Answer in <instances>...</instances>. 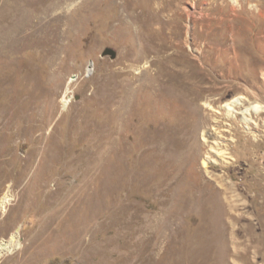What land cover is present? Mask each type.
<instances>
[{"label": "rangeland", "instance_id": "1", "mask_svg": "<svg viewBox=\"0 0 264 264\" xmlns=\"http://www.w3.org/2000/svg\"><path fill=\"white\" fill-rule=\"evenodd\" d=\"M2 3L0 264H264V0Z\"/></svg>", "mask_w": 264, "mask_h": 264}, {"label": "bare ground", "instance_id": "2", "mask_svg": "<svg viewBox=\"0 0 264 264\" xmlns=\"http://www.w3.org/2000/svg\"><path fill=\"white\" fill-rule=\"evenodd\" d=\"M23 3H25L23 1ZM135 5V4H134ZM145 6V4H144ZM146 8V7H145ZM129 9V7H127V10ZM144 11H146L144 9ZM0 12L2 13V15L0 16V20L1 22L4 24V23H7V25L9 24V20L11 18V10H10V3H2L0 5ZM155 13V12H154ZM153 15V14H152ZM171 16V15H170ZM145 17V16H144ZM135 18V17H134ZM130 19V18H128ZM137 19V18H136ZM147 20H149V17L146 16V18L143 20V21H140L139 24H140V31H145V30H148V26L145 27V23H147ZM173 20V19H172ZM150 21V20H149ZM171 21V20H170ZM175 21V20H174ZM143 22V23H142ZM152 22V21H151ZM165 22V20H164ZM131 23V22H130ZM138 24V25H139ZM162 26V25H161ZM166 26V24H165ZM5 27H3L2 29H0V33L4 31ZM159 31V33L157 31ZM152 32L156 31V33H158L159 37L162 38V36L165 34L163 33L164 32V27H161L160 29H153L151 30ZM15 33V32H14ZM235 33V32H234ZM13 35V34H12ZM233 40V39H232ZM237 40V39H236ZM237 42V41H236ZM164 44V43H163ZM163 44L161 43H158L157 45L160 46V49L163 48ZM236 44V43H234ZM156 45V46H157ZM48 46V45H47ZM210 46V45H209ZM232 48H233V45H231ZM239 46V45H238ZM236 47V46H235ZM21 48V47H20ZM231 48V49H232ZM237 48V47H236ZM238 49V48H237ZM18 50V49H17ZM48 50V49H47ZM25 51V50H24ZM233 51V49L231 50ZM239 51V50H238ZM237 51V52H238ZM40 52V51H39ZM38 52V53H39ZM49 53V52H48ZM234 54H236L234 52ZM236 56V55H235ZM233 56V57H235ZM44 57V56H43ZM234 59V58H233ZM236 61V60H235ZM241 105V100L239 98H236L228 103H226L225 105L222 106V108L227 112V115L230 117V118H235L236 117V114L238 113L237 112V108ZM261 113H264V106L260 105V104H255V105H252L250 107H247L246 109H244L242 111V121L245 123V124H249L250 123V117L252 115H260ZM36 127H39L36 126ZM8 203V200H7V197L3 198L2 200H0V207H3L4 205H6ZM11 243L12 241H2L0 243V256L10 252V248H11Z\"/></svg>", "mask_w": 264, "mask_h": 264}, {"label": "water", "instance_id": "3", "mask_svg": "<svg viewBox=\"0 0 264 264\" xmlns=\"http://www.w3.org/2000/svg\"><path fill=\"white\" fill-rule=\"evenodd\" d=\"M106 54H109V55H111L112 57H113V52L111 51V50H106V51H104V53H103V55H106Z\"/></svg>", "mask_w": 264, "mask_h": 264}]
</instances>
